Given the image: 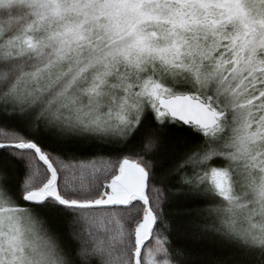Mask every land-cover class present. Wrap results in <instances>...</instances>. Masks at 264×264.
Segmentation results:
<instances>
[{
    "label": "snow or ice",
    "instance_id": "1",
    "mask_svg": "<svg viewBox=\"0 0 264 264\" xmlns=\"http://www.w3.org/2000/svg\"><path fill=\"white\" fill-rule=\"evenodd\" d=\"M0 264H264V0H0Z\"/></svg>",
    "mask_w": 264,
    "mask_h": 264
}]
</instances>
